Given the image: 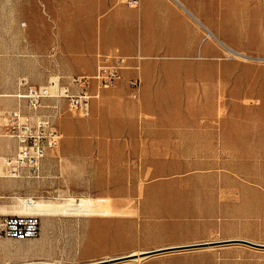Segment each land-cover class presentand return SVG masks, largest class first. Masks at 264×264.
I'll use <instances>...</instances> for the list:
<instances>
[{"label":"crops","instance_id":"crops-1","mask_svg":"<svg viewBox=\"0 0 264 264\" xmlns=\"http://www.w3.org/2000/svg\"><path fill=\"white\" fill-rule=\"evenodd\" d=\"M138 1L23 0L27 40L17 47L16 61L21 80L39 86L54 77L94 75L101 57L117 51L128 58V68L111 88L91 83L98 97L86 115L58 101L62 140L44 160L40 179H4V156L16 144L0 138V223L21 214V193L110 200L121 215L89 217L83 224L115 226L113 252L130 243L131 214L157 222V233L171 246L210 242L223 227L225 220L217 219L232 212L230 195L242 187L226 170L231 164L217 157L229 131L210 121L218 113V89L244 66L234 53L244 55L253 45L263 51L264 0ZM133 79L140 80L137 90ZM3 89L16 86L0 84ZM16 105L0 99V108ZM8 244L0 235V264H21L20 247ZM101 244L99 236L81 243Z\"/></svg>","mask_w":264,"mask_h":264},{"label":"rangeland","instance_id":"rangeland-1","mask_svg":"<svg viewBox=\"0 0 264 264\" xmlns=\"http://www.w3.org/2000/svg\"><path fill=\"white\" fill-rule=\"evenodd\" d=\"M23 12V0H0V84L16 86L15 91L0 90V95H13L20 91L22 76L19 75L21 71L17 70L16 61L17 47L19 44L22 46L24 40H27L25 38L27 37L26 29L23 30ZM234 54L237 55V53ZM238 55L243 57L234 56V59L243 63L244 66L241 69H233L231 78L218 89L216 93L218 113L215 118L211 119L210 124L229 131L228 142L218 144L217 157L231 164L226 167V170L230 171L229 174L234 182L241 183L242 188L230 195L229 204L232 212L217 219L219 222L225 220L223 227H220L218 232L207 241L245 240L264 245V46L261 51L257 50V45H253L249 52ZM26 80L30 85H35L29 81V78ZM0 99H12L16 103L13 97H0ZM2 169L4 170L3 164ZM4 179L32 181L11 177H4ZM17 194L26 197L25 199L31 198L28 197L31 195ZM83 198L91 200L101 209L108 208L112 211V215L83 216L56 213L46 217L49 221L48 229L44 231L41 227V233L36 238L28 240L5 238L9 243L8 248L12 250L19 247L37 249L36 253L25 255L24 259L19 261L21 264L38 261L87 264L128 255L132 251H150L171 246L164 243L171 240L157 233L155 229L157 222H151L153 220L146 222L142 215L131 214L135 223L129 226L130 232L125 234L129 237L130 243L118 244L115 248L117 252H113L114 245L111 243L113 242L112 234H115V226L110 224L103 228L96 224H83V221L89 217L121 215L111 207L110 200L93 197L76 199L52 195L33 199L52 203L77 204L81 203ZM96 200L100 203L95 202ZM44 218L41 216L42 221L45 220ZM125 227V224H121L120 231L123 232ZM98 236L101 238V245H81L85 237L95 239ZM201 242L204 241L192 240L190 244ZM11 261H15V257H11ZM114 264H264V247L231 242Z\"/></svg>","mask_w":264,"mask_h":264},{"label":"built area","instance_id":"built-area-1","mask_svg":"<svg viewBox=\"0 0 264 264\" xmlns=\"http://www.w3.org/2000/svg\"><path fill=\"white\" fill-rule=\"evenodd\" d=\"M138 3V0L128 2L132 6ZM127 68L128 58L117 51L101 57L94 75L59 76L44 86L30 85L22 79L20 91L12 95L16 99V107L0 108V137L11 139L16 144L14 152L4 156L6 177L40 179L44 160L62 140V133L55 123V119L63 115L58 101H66L68 112L86 115L98 97L90 91L91 83L97 82L100 89L111 88ZM130 85L137 90L140 80L133 79ZM41 227L40 215H8L0 223V235L28 240L38 237Z\"/></svg>","mask_w":264,"mask_h":264},{"label":"bare ground","instance_id":"bare-ground-1","mask_svg":"<svg viewBox=\"0 0 264 264\" xmlns=\"http://www.w3.org/2000/svg\"><path fill=\"white\" fill-rule=\"evenodd\" d=\"M5 176H6V172H5ZM20 201L22 205L21 214H37V215L39 214L43 217H50L51 215L56 214V213H66L70 215L78 214V215H84V216H90V215L109 216L111 215V212L109 211L108 208L101 209L99 205L92 203L91 200L84 199V198L81 199V203L78 202L77 204L76 203L75 204L66 203V202L52 203V202H45V201H40V200H33L31 198L24 199V200L21 199ZM95 202L100 203L99 200H96ZM19 251L24 253V255H28V254L36 253L37 249L36 248H31V249L20 248ZM146 252L147 251H133L132 253H130V255H135L136 258H134L133 260L139 261V260L146 258L145 256H142ZM105 260H108V259H105ZM56 264H61V263H56Z\"/></svg>","mask_w":264,"mask_h":264},{"label":"water","instance_id":"water-1","mask_svg":"<svg viewBox=\"0 0 264 264\" xmlns=\"http://www.w3.org/2000/svg\"><path fill=\"white\" fill-rule=\"evenodd\" d=\"M231 242H242V243L250 245V246L264 247V245L253 243L250 241H245V240L210 241V242L195 243V244H190V245L170 246V247L158 248V249L147 251L142 256L150 257V256H155V255L170 253V252L213 247V246H217L219 244L231 243ZM134 258H136L135 255L129 254V255L115 257V258L108 259V260L95 261V262H91V263H87V264H114V263H120V262H124V261L133 260ZM22 264H56V263L47 262V261H38V262H29V263H22Z\"/></svg>","mask_w":264,"mask_h":264}]
</instances>
